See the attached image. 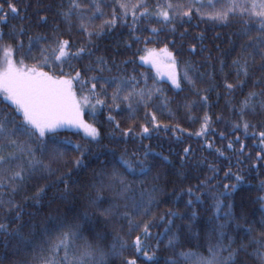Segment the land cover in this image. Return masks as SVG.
Wrapping results in <instances>:
<instances>
[{"label":"snow or ice","instance_id":"6c2138e0","mask_svg":"<svg viewBox=\"0 0 264 264\" xmlns=\"http://www.w3.org/2000/svg\"><path fill=\"white\" fill-rule=\"evenodd\" d=\"M18 3L19 0H0V104L4 105L0 108V244L4 248L0 264H109L111 257H119L120 264H140L141 259L144 264H158L155 251L159 250L162 240H167L169 248L178 249L179 234L172 229L174 219H183V215L172 210L160 217L153 213V209L162 202L160 197L167 195L160 184L162 174L157 169L161 163L173 165V161L162 153L154 152L143 141L151 140L153 133L160 131L172 132L179 143H183L181 136L185 135L203 140L201 149L228 165L224 178L236 181L234 184H213L221 169L208 161V157L198 161L200 166L208 168L211 175L197 186L196 191L189 187L180 193L173 192V202L179 203L182 196L187 195L190 198L185 206L194 207L195 204H203L204 197H210L216 220L224 218V223L218 224L221 240L208 246L206 256L198 251L180 249L166 264H237L239 253L247 252L249 247H252L249 255L259 264H264V195L256 197L260 203L259 220L244 226L248 244L234 249L231 241L226 245L223 243L224 229L235 220L232 205H225V199L244 183L240 166L251 162L250 167L254 170L264 167V121L254 124L246 119L249 114L264 115V0H208L207 4L205 0H60L54 9L49 5L41 10L53 11L67 29L61 31L55 24L46 31L34 33L31 24L18 28L11 24V20L17 17L29 19L20 13L26 14L30 5L18 7ZM206 7L214 11H204ZM193 18L224 26L233 21L240 25L234 33L236 39L231 42V49L221 54L231 57L236 53L231 64L220 56L216 58L222 83L216 82L213 72L200 71L191 59L178 61L167 44L160 49L147 47L149 43L158 42L162 33L176 35L177 25L183 27ZM48 24L47 15H38L35 27L44 28ZM118 27L128 28L133 39L144 44L145 47L136 52L144 51L147 55L139 56V60L156 67L158 74L161 62H168L167 82L172 90L183 92L187 88L198 98L190 102L186 100L183 105L189 113L188 119L192 123L199 122L197 131L189 132L179 124H161L158 112L163 114L167 111L170 116L173 113L168 108L169 97L159 86V80L149 84V77L144 73L140 74V79L135 75H112L115 65L110 66L101 56L83 63L86 57L94 56L95 39ZM73 29L81 34L82 41L71 39ZM136 32L149 35L137 36ZM65 35L69 38H63ZM187 35H190L187 28L179 32L181 41ZM194 39L200 45L199 51H206L202 43L204 33H199ZM169 43L177 48L175 40ZM197 43L189 44L187 49L193 56L197 54ZM178 52L182 56V46ZM26 58L33 63H26ZM205 63H208L207 59ZM226 67L234 73L233 82H229L228 75L224 73ZM253 77H256L253 84L260 90H250L239 107L233 109L238 120L232 124L234 140H229L226 145L227 150L236 154L233 159L209 139L216 134L220 139L228 140L224 132L217 133L212 127V116L205 112L202 117H195L191 112L194 107L212 106L207 93L223 87L231 97L237 90H243ZM200 83H208L209 86L202 88ZM217 95L219 98L220 94ZM227 103L231 106V99ZM150 108L155 110L150 111ZM141 109L146 122L136 125L139 131L132 127L122 129L121 122L112 115L113 112H123L126 120L135 121ZM105 110L108 112L106 120L113 126L108 138L117 144L133 138L141 142L138 148L118 151L104 146L105 150H100L104 136L103 125L97 127V117ZM86 113L92 118L91 123L84 119ZM222 120L217 116L216 122ZM250 129L254 130L250 132ZM68 130H74L89 144L97 146V160L100 156L105 157L99 170L93 169L87 180L76 177L80 170L89 167L85 158L93 155L92 149L89 144L61 135ZM239 131L243 132L245 139L257 141L251 148L259 151H250L236 135ZM73 151L79 155L69 159ZM182 153L179 159L184 166L195 152L189 145L182 149ZM233 164L237 171H233ZM30 182L36 187V192L31 197L26 196L25 202L32 200L36 207H40L48 192L53 191L47 202L49 211L39 221L43 225L39 232L38 214L26 211L24 205L15 199ZM221 187L224 191L218 190ZM259 191L264 192V180L260 181ZM76 201L85 205L82 211L77 210ZM224 207L229 211L222 212ZM40 215L44 216L43 213ZM195 215L192 212L191 218ZM165 216L170 217L166 221L168 227L163 233L154 235L152 229L157 226V221H165ZM118 224L121 228L126 225V235L116 231ZM255 224L259 225V231L253 226ZM110 225L116 232L111 243L108 242L111 233L106 231ZM236 227L241 225L236 223ZM51 234L55 235L54 239ZM152 240L156 241L155 247ZM29 252L30 259H16ZM224 252L228 255L224 256ZM240 264L244 262L240 261Z\"/></svg>","mask_w":264,"mask_h":264},{"label":"trees","instance_id":"16d2710c","mask_svg":"<svg viewBox=\"0 0 264 264\" xmlns=\"http://www.w3.org/2000/svg\"><path fill=\"white\" fill-rule=\"evenodd\" d=\"M60 0H19L18 7H23L25 4L30 5L28 12L25 14L21 11L20 16L27 15L29 17L28 20H22L19 17L12 19L11 24L13 26L28 27L29 24L33 25L32 33L46 31L49 27L58 24L61 31H65L67 29V25H65L60 17L55 16L54 12L51 10L45 11L41 9L47 8L49 5L54 9ZM208 3V0H205V4ZM217 8H219V4H217ZM204 11L212 12L214 9L205 8ZM39 16H48L49 24L44 28L35 27ZM99 23V21H97ZM198 25V26H197ZM239 23L233 21L230 25H218L213 24L211 22H202L198 18H193L191 23H185L183 27L177 25V34L173 35L170 33H162L158 38V42L149 43L147 45L148 48L160 49L163 48L165 44L168 45L170 51L175 53L178 57V61L191 59L197 66L200 68L202 72H213L215 74V80L217 83H222V76L220 74V64L216 59L217 56H220L222 59L226 61L227 64H231V59L235 58L236 53H233L231 57L222 56L221 54L224 51L231 49L232 41L236 39L234 33L239 29ZM187 28L190 35H187L183 41H181V37L179 36V32H183L184 29ZM8 28L5 26V31ZM204 33V40L202 41L204 48L206 51L201 53L199 51V43L194 39L196 35L199 33ZM29 33V34H32ZM137 36H148L147 32H136ZM63 38L68 39L69 37L65 35ZM25 42L27 41V37L24 38ZM71 39L82 41L83 37L79 32L73 29V35ZM95 39V38H94ZM175 40L177 42V48H174L169 41ZM197 43V54H190L187 49L189 44ZM131 47H128V45ZM182 46L184 52L181 54L178 52V48ZM145 46L142 43H138L133 39V35L130 34V31L126 27H118L117 29H113L107 35L95 39V47H93L94 56L92 58H85L83 63H88L90 60L94 61L95 57L101 56L104 57L110 66H113L112 75H135L137 79H140V74L144 73L149 77V84H152L154 80H159V86L164 89L165 95L169 97L168 108L171 110L173 115H168V112L165 111L163 114L157 113L158 118L161 124H168L170 126H174L179 124L182 128L186 129L189 132H195L199 129V122L192 123L189 119V113L184 108V102L192 101L198 99L194 94L188 91L187 88L183 92H177L172 90L169 87V83L167 80L162 77V75L158 74L156 67L153 65L143 62L139 60V56H146L147 53L144 51L136 52L137 49H143ZM219 49V50H218ZM239 49L237 48V52ZM208 60V63H205V60ZM126 60H134L135 63L124 64L123 61ZM26 63H33V61L28 60L26 58ZM74 63L80 64L81 62L74 61ZM179 68L183 70L182 62L179 63ZM48 71V69H45ZM224 73L228 75L229 82H233L235 77L230 67H226L224 69ZM257 77L259 73L256 74ZM253 78H250L247 81V86L243 90H237L231 97L227 96L226 90L223 87H219L216 91L207 93L209 96V103L212 105L211 107H204L203 109L194 107L192 109L191 115L195 117H202L205 112H207L213 119L212 127L216 129V132H224L228 140H222L216 134H213L209 137V139L214 140L216 147L224 150L225 155L233 157L235 159L234 153L227 150L226 145L229 140H234V136L232 135V124L238 120V117L233 114V109L239 107L240 101L247 95L250 90L259 91L258 87H255L253 84ZM200 87L206 88L209 86L208 83H200ZM219 98H218V95ZM231 99V106L227 103V101ZM159 103V101H157ZM4 107V105L0 104V108ZM123 108L124 105H121ZM150 111H154V108H150ZM143 109H141L137 114V119L135 121L126 120L125 113L123 112H113L112 115L116 116V119L121 122V128L127 129L129 127L134 128L135 131H139V128L136 127L137 124L145 123L143 119ZM259 112V109H257ZM108 115L107 110L104 111L103 115L97 117V127L102 126L103 140L101 141L100 150L104 151V146L108 148H114L118 151H123L124 148H128L130 150H135L141 144L139 140L129 138L126 141H122L117 144L116 141L110 140L108 138L109 133L112 132V127L110 126L106 120V116ZM217 116L223 118L222 122H216ZM85 120L88 122H92V118L86 113ZM246 119L250 120L254 124H258L260 121H264V115H247ZM254 129H250L249 131H253ZM259 130V129H256ZM62 136L70 137L72 140L89 144L88 141L82 138V135L75 134L74 130H68L61 132ZM117 137L120 136V133H116ZM239 135L241 140L248 145V149L252 152L259 151V149H252L251 145L253 143H257L254 139L248 138L245 139L242 131L236 133ZM181 140L183 143L177 142L175 136L172 132H164L160 131L158 134L153 133V138L151 140H144V145H150L154 152L162 153L164 156H168L172 161L173 165H167L161 163L160 167L157 171H160L162 174V179L160 181L161 187L164 189L167 195L161 196V203L158 207L153 209V213L156 217H160L164 215L169 210L179 211L183 215V219L176 218L174 219V227L172 229L173 232H177L179 234V248L172 249L167 245V240H162L160 243V247L158 251H155V256L158 259V264H166V261L173 256V253L177 250H192L198 251L203 255H207V248L209 245L216 244L221 240L218 231V224L224 223L223 216L219 221L216 220L214 215V209L212 207V199L210 197H204L203 204H195L194 207H186V201L190 198L187 195L182 196V199L179 203H174V197L171 195L173 192L180 193L182 190L187 189L189 187L193 188L194 191L198 190L197 186L201 184L202 181L205 180L206 177L210 176L211 173L208 171L206 166H200L198 161L203 157H208V161L214 162L221 169L219 175L216 177L213 184H234L236 181L234 179L227 180L224 178V171L227 170L228 165L226 162L221 160H216L213 157L209 156L207 151L201 149L200 145L203 144V140L198 138H189L186 135L181 136ZM192 146L194 149L195 155L186 163L184 166H181L179 156H182V149L184 147ZM89 147L92 149L93 155L87 156L85 158V162L89 165L87 169L80 170L77 179L87 180L91 177L93 173V169L99 170L101 163L105 160L104 156H100L99 160L95 158V153L97 152V146L95 144H89ZM238 148L239 145H236ZM179 154V155H177ZM78 153L71 152L69 159L78 157ZM242 159L247 160L246 157H242ZM206 161V163L208 162ZM251 162H246L242 164L240 167L242 171L241 175L244 176V183H242L238 189L233 193V195L227 199H225V205L231 204V211L234 214L235 220L228 224V226L224 229L226 236L223 238V243L226 245L230 241L232 242V247L234 249H238L241 244H248L249 238L245 235L244 226L252 225L253 221H258L260 218V203L256 200L258 195H264V192L259 191V184L261 180H264V167L259 168L258 170H254L250 167ZM71 167V164L68 165ZM233 171H237L235 165H232ZM42 183V182H41ZM219 191H224L221 187L218 189ZM199 191H203V189H199ZM36 192V187L32 186V183H28L24 190L18 193L15 196L17 202H20L24 205L26 211L37 213V222L38 228L37 231H40V228L43 225L39 224V221L42 218H45L48 213L47 202L53 196V191H49L47 197H45L41 201L40 207H36L32 200H28L25 202V197H31ZM194 199V198H193ZM77 210L82 211L84 206L81 201L75 202ZM229 209L224 207L222 212H227ZM195 212L196 215L194 218H191V213ZM40 213H43L42 217ZM170 217L165 216V221H157V226L152 229L153 234L155 233H163L164 229L168 227L166 221ZM27 220L28 217L25 216ZM150 219V218H148ZM122 223V222H121ZM236 223L241 225L240 228L236 227ZM259 231V225H253ZM14 227V225H13ZM103 228L104 226L101 225ZM106 231L111 233L108 236V242L111 243L116 235V232H113L112 226H108ZM116 231L120 232L121 235H126V225L121 228L118 224L116 226ZM51 238L54 239L55 235L51 234ZM90 238V237H89ZM127 238V237H126ZM151 243L155 247V240H152ZM252 252V247L248 248L247 252L239 253L237 258V264H240V261H243L244 264H259V262L249 253ZM4 248L3 245L0 244V255H3ZM152 253L150 252V255ZM224 256H227L228 253L224 252ZM31 253H22L20 256L16 257V259H30ZM109 264H120L119 257H111L109 259ZM140 264H144V261L141 259Z\"/></svg>","mask_w":264,"mask_h":264},{"label":"rangeland","instance_id":"374dc122","mask_svg":"<svg viewBox=\"0 0 264 264\" xmlns=\"http://www.w3.org/2000/svg\"><path fill=\"white\" fill-rule=\"evenodd\" d=\"M167 61H162L159 67V72L167 80V72H168V67H167ZM157 69V68H156Z\"/></svg>","mask_w":264,"mask_h":264}]
</instances>
